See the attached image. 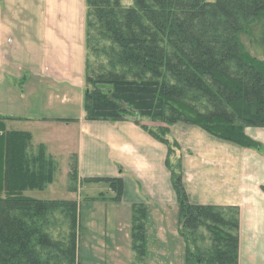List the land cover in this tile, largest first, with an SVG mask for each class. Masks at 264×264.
Returning a JSON list of instances; mask_svg holds the SVG:
<instances>
[{"label": "trees", "instance_id": "16d2710c", "mask_svg": "<svg viewBox=\"0 0 264 264\" xmlns=\"http://www.w3.org/2000/svg\"><path fill=\"white\" fill-rule=\"evenodd\" d=\"M86 7L85 44L95 58L86 61V121L115 124L135 116L160 123L157 129L142 128L169 148V157L176 153L169 130L180 123L261 149L246 129L264 128V62L245 50L241 36L255 22L264 24V0H133L129 7L123 0H86ZM11 120L0 115V264H79L78 203L23 196L52 183L54 164L43 148L29 158L32 137L8 132L5 122ZM167 166L181 236L187 242L204 230L211 241L209 253L193 256L194 263L238 264V211L190 204L179 169L169 160ZM72 171L75 180L76 168ZM86 182L107 184L112 202H121V178ZM147 212L145 206L133 207L135 243L145 241L144 224L138 223ZM57 214L69 220L68 239L48 233Z\"/></svg>", "mask_w": 264, "mask_h": 264}, {"label": "crops", "instance_id": "0c3cea01", "mask_svg": "<svg viewBox=\"0 0 264 264\" xmlns=\"http://www.w3.org/2000/svg\"><path fill=\"white\" fill-rule=\"evenodd\" d=\"M39 1H0V115L15 119L5 124L7 130L16 124L74 129L75 150L65 145L69 179L73 167L80 182L121 178L124 192L118 204L126 211L138 205L148 212L178 206L167 166L175 161L190 204L238 211V264H264V128L246 129L261 145L255 150L194 125L176 124L168 134L176 145L172 158L138 121H86V0H73V18L70 0ZM93 185L111 192L105 183Z\"/></svg>", "mask_w": 264, "mask_h": 264}, {"label": "rangeland", "instance_id": "374dc122", "mask_svg": "<svg viewBox=\"0 0 264 264\" xmlns=\"http://www.w3.org/2000/svg\"><path fill=\"white\" fill-rule=\"evenodd\" d=\"M207 1L213 2L214 0ZM37 3L40 1L36 0ZM70 4L72 5L70 18H73L75 12L73 0H70ZM132 4L133 0H123V5L126 7L132 6ZM241 41L245 50L252 57L264 62V24L262 21L261 23L255 22L251 32L241 36ZM85 51L84 81L87 58L89 57L90 63L95 62L93 55H90L87 49ZM128 120L138 121L140 125L150 126L153 129L162 126L147 118L134 116ZM11 121H15V119ZM49 125L47 127L37 124H20V126L16 124L10 125V130L7 128L6 130L29 133L35 146L33 150L31 142L28 150L29 158H36L39 149L43 148L46 159L54 164L52 183L43 190H28L23 193V196L40 201H75L78 203L79 264H196L193 256L209 253L211 241L204 230H201L193 239H188L190 242H186L187 239L185 240V237L181 236L178 206L149 210L146 220L138 223L144 224L145 241L144 243H135L132 237L134 226L132 209L126 211L127 209H124L120 204L111 203L110 198L114 195L107 191V186L98 187L77 179L72 180L74 173L72 170L69 179L67 170L70 160L66 146L72 152L75 150L77 146L76 131L62 127L56 129ZM66 137L67 141L65 142ZM171 163L174 168H177L178 165L175 161L172 160ZM69 190L73 193L71 194ZM114 211H118L120 215ZM57 216L56 219L50 221L48 233L55 240L68 239L69 220L59 214ZM187 253L192 257L189 255L191 258H187Z\"/></svg>", "mask_w": 264, "mask_h": 264}]
</instances>
